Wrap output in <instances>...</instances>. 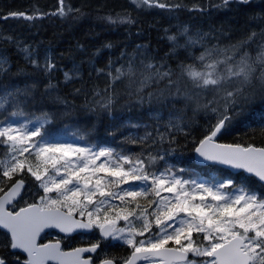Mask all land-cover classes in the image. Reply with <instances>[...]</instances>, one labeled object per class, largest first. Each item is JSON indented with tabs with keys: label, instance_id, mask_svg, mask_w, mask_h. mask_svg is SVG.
I'll list each match as a JSON object with an SVG mask.
<instances>
[{
	"label": "snow or ice",
	"instance_id": "snow-or-ice-1",
	"mask_svg": "<svg viewBox=\"0 0 264 264\" xmlns=\"http://www.w3.org/2000/svg\"><path fill=\"white\" fill-rule=\"evenodd\" d=\"M136 2L182 7L158 0ZM231 2L247 5L251 0H222L217 6ZM60 3L52 15H66L64 0ZM44 15L9 13L26 20ZM121 22L134 23L131 18ZM178 35L186 37L183 44L176 35L168 36L172 50L166 60L174 55L175 66L138 55L118 67L109 62L96 69L105 88L92 89V110L111 115L127 98L141 105L183 103L194 115L211 113L215 123L193 141L192 150L204 162L243 171L264 183V147L220 142L237 103L252 91L264 96V27L235 40L228 37V43L218 39L212 44L207 34L193 37L187 27ZM21 50L34 72L50 76L55 68L51 59L41 64L28 48ZM6 63L0 58V71L6 72ZM64 79L71 82V74L65 72ZM39 83L34 79L0 94V264H264V193L253 190L251 183L238 186L231 176L209 183L157 167L178 143L175 132L188 134L182 116L177 117L181 123L169 121L163 130L157 127L126 140L139 145L141 151L134 154L58 140L45 128L58 111L29 118L28 109L37 98L40 103L66 104L52 95L57 84L49 79L41 92ZM154 87L158 90L148 91ZM82 91L75 89L76 94ZM206 96L211 99L205 102ZM50 231L55 235L46 239ZM77 233H94L96 238H82L80 246L66 248L65 241ZM106 241L124 252L105 251L102 256Z\"/></svg>",
	"mask_w": 264,
	"mask_h": 264
},
{
	"label": "trees",
	"instance_id": "trees-1",
	"mask_svg": "<svg viewBox=\"0 0 264 264\" xmlns=\"http://www.w3.org/2000/svg\"><path fill=\"white\" fill-rule=\"evenodd\" d=\"M158 3H179L182 7L160 8L142 3L137 6L136 0H64L66 15L61 17L52 15L62 7L60 0H0V58L7 61L4 65L6 72L0 71V94L5 89L14 91L23 88L25 83L31 84L34 79L40 81L38 87L42 92L50 79L51 83L58 85L57 92L52 95H59L66 104L53 105L51 101L40 103L37 98V102L28 109L29 118L35 119L41 111H58L56 119L45 125L51 138L107 146L117 151L123 149L130 154L141 149L139 145L125 143L126 140L144 136L146 131H153L157 127L163 130L169 121L181 123L177 117L182 116L188 134L186 136L180 130L175 132L178 143L172 146L157 167L161 170L172 168L186 179L209 183L231 176L238 186L251 183L253 190L264 193V186L253 178L242 174L232 175L217 167H198L194 164L192 144L202 137L210 124L215 123L211 113L200 111L194 115L183 103L141 105L135 99L127 98L114 106L111 115L92 110V89L105 88L104 77L97 79L95 70L106 68L109 62L118 67L125 64L128 58L140 55L175 66L174 55L171 61L166 60L172 50L168 36L176 35L179 43L183 44L186 37L178 34L185 27L193 37L197 33L207 34L205 39L211 40L212 44H216L218 39L228 43V37L235 40L245 32H259L264 27V0H251L247 5L231 2L220 7L217 5H221L222 0H158ZM11 12H25L33 17H37V13L45 15L26 20L10 17ZM107 17H111V21ZM123 18H131L134 23L121 22ZM23 48H28L33 58L41 64L45 59L53 61L55 68L50 76L34 72L21 50ZM179 51L182 57L183 49ZM65 72L71 74V82H65ZM76 88L83 91L76 94ZM159 88H164V85H159ZM157 90L154 87L148 91ZM207 99L211 97L206 96L205 102ZM229 115L231 120L220 142L235 141L264 147V96L258 90L246 94ZM16 119L24 122L23 118ZM81 135L84 136L83 141L77 139ZM29 186H32L30 177ZM82 238L95 239L96 234L70 238L65 241V247L80 246ZM105 251L113 255L122 254L124 249L113 241H106L100 254L103 256Z\"/></svg>",
	"mask_w": 264,
	"mask_h": 264
},
{
	"label": "water",
	"instance_id": "water-1",
	"mask_svg": "<svg viewBox=\"0 0 264 264\" xmlns=\"http://www.w3.org/2000/svg\"><path fill=\"white\" fill-rule=\"evenodd\" d=\"M194 163H195L196 165H198V166H208V165H212V166L222 167V168H224V169L229 170V171L232 172L233 174H237V173L243 172V171H240V170L232 169V168H230V167H228V166L217 165V164H209V163H207V162H204V161L202 160V158H200L195 152H194ZM243 173H244V172H243ZM244 174L247 175V176H251L250 174H247V173H244ZM251 177H252V176H251ZM261 184L264 185V183H261ZM1 231H3V230H1ZM77 234H81V233H77ZM77 234H75V235H77ZM83 234H90V233H83ZM75 235H74V236H75Z\"/></svg>",
	"mask_w": 264,
	"mask_h": 264
}]
</instances>
